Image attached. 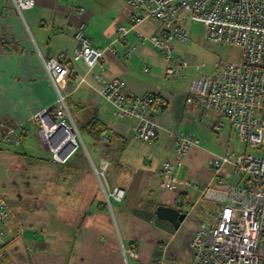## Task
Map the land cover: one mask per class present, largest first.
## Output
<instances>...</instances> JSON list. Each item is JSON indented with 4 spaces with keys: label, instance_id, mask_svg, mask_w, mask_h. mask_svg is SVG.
Segmentation results:
<instances>
[{
    "label": "crops",
    "instance_id": "crops-1",
    "mask_svg": "<svg viewBox=\"0 0 264 264\" xmlns=\"http://www.w3.org/2000/svg\"><path fill=\"white\" fill-rule=\"evenodd\" d=\"M73 6L86 13L72 12ZM138 14L127 0H36L23 14L14 0H0V195L13 210L0 224V264H193L191 243L204 222L205 204H213L201 195L218 183L210 166L222 156L203 142L212 137L217 143L234 132L227 126L216 131L219 114L186 103L199 74L188 68L181 78L168 77V62L149 41L162 24H136ZM81 22L93 46L108 49L90 74L83 62H73L74 31ZM120 25L128 30L125 39L119 38ZM57 56L75 69L66 93L78 127L97 119L107 128L98 140L81 133V148L65 165L53 162L33 121L55 106L57 93L42 59ZM173 56L174 64L186 63ZM102 78L124 80L126 95L158 98L153 144L135 139L138 120L116 117L103 102ZM187 135H195L199 145L184 157L176 188H163V165L175 159L177 139ZM104 161L109 186L126 191L112 209L96 172ZM231 171L228 164L221 175L235 184ZM162 205L188 214L178 229L157 218Z\"/></svg>",
    "mask_w": 264,
    "mask_h": 264
},
{
    "label": "built area",
    "instance_id": "built-area-1",
    "mask_svg": "<svg viewBox=\"0 0 264 264\" xmlns=\"http://www.w3.org/2000/svg\"><path fill=\"white\" fill-rule=\"evenodd\" d=\"M127 3L139 11L136 24L146 20L162 24L161 31L152 35L149 41L168 62V77L181 78L188 68L184 62L174 64L176 58L171 45L175 41H191V33L184 27L186 21L202 23L208 41L241 49L238 62L217 64L214 73L198 75L190 84L186 103L219 114L221 119L214 129L219 131L229 127L241 142L256 152L228 153L211 163L210 169L219 180L202 192L201 200L213 203L219 209L211 224H199L191 247L193 264H264V0H127ZM14 5L23 14L35 7L36 0H14ZM71 10L78 15L86 13L82 6H73ZM118 33L120 39H125L128 30L120 25ZM74 39L77 48L73 62H83L87 74L94 73L108 49L93 46L85 22L75 27ZM42 62L56 90L57 100L53 108L36 113L33 121L39 124L41 143L52 154L53 162L65 165L83 142L66 93L68 77L75 69L59 56L42 59ZM94 75L100 78L98 74ZM100 80L103 102L113 107L116 117L138 120L135 139L153 144L158 138V126L153 120V115L161 110L158 98L126 95V82L119 78ZM83 81L85 78L81 79ZM198 145L195 135L177 139L175 159L167 161L161 170L163 188H176L184 157ZM228 164L237 180L235 184L221 175V170ZM108 167L109 162L104 161L96 172L108 208L112 209L113 201L125 200L126 191L109 186ZM12 215L8 201L0 195V224L9 221ZM4 245L0 232V258ZM124 252L136 255L132 250Z\"/></svg>",
    "mask_w": 264,
    "mask_h": 264
},
{
    "label": "rangeland",
    "instance_id": "rangeland-1",
    "mask_svg": "<svg viewBox=\"0 0 264 264\" xmlns=\"http://www.w3.org/2000/svg\"><path fill=\"white\" fill-rule=\"evenodd\" d=\"M184 27L190 31L191 41L187 43L175 41L171 45L172 47L174 45L173 54L177 58H181V61H185L188 68L193 72L198 73L199 75L211 74L215 72L217 64L224 65L225 63H233L240 60V48L208 41L205 37V26L202 23L186 21ZM187 69L185 70L187 71ZM80 131L84 135L81 128ZM200 139L203 140L201 137ZM206 140L207 141L205 142L202 141L203 146L214 150L222 156L228 153L240 155L245 151L256 154L255 151L251 150L245 143L239 140L236 132L228 134L224 139L220 138V142L217 143L209 141L215 140L212 137H209ZM14 148L22 151L21 147ZM107 172L108 169L106 171V177ZM232 182H235V179L232 180ZM205 206L206 211L204 222L211 224L214 214L218 211L219 207L215 204H205Z\"/></svg>",
    "mask_w": 264,
    "mask_h": 264
},
{
    "label": "water",
    "instance_id": "water-1",
    "mask_svg": "<svg viewBox=\"0 0 264 264\" xmlns=\"http://www.w3.org/2000/svg\"><path fill=\"white\" fill-rule=\"evenodd\" d=\"M156 216L158 219L167 221L172 224L175 229H178L181 224L185 222L188 214L180 209L162 205L158 207Z\"/></svg>",
    "mask_w": 264,
    "mask_h": 264
},
{
    "label": "trees",
    "instance_id": "trees-1",
    "mask_svg": "<svg viewBox=\"0 0 264 264\" xmlns=\"http://www.w3.org/2000/svg\"><path fill=\"white\" fill-rule=\"evenodd\" d=\"M81 129L85 134H89L97 140L102 138L103 134L107 131L106 126L97 119L90 121Z\"/></svg>",
    "mask_w": 264,
    "mask_h": 264
}]
</instances>
